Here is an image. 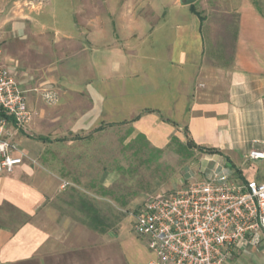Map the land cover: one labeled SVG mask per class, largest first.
Instances as JSON below:
<instances>
[{"label": "crops", "instance_id": "obj_1", "mask_svg": "<svg viewBox=\"0 0 264 264\" xmlns=\"http://www.w3.org/2000/svg\"><path fill=\"white\" fill-rule=\"evenodd\" d=\"M168 1L147 0L149 12L139 16L116 7L105 26L92 20L90 47L53 66L58 106L50 112L28 100L35 117L27 134L12 136L23 164L0 172V264H147L154 258L131 242L132 227L100 233L62 214L56 201L67 183L50 165L62 158L46 151L60 132L123 125L163 148L172 134L184 139L186 131L198 148L216 152L202 154L199 180L224 165L241 170L251 151H264V14L251 0L239 3L230 63L218 65L210 63L199 12Z\"/></svg>", "mask_w": 264, "mask_h": 264}, {"label": "rangeland", "instance_id": "obj_2", "mask_svg": "<svg viewBox=\"0 0 264 264\" xmlns=\"http://www.w3.org/2000/svg\"><path fill=\"white\" fill-rule=\"evenodd\" d=\"M118 1L0 0L1 60L26 91L28 100L34 99L35 108L51 112L58 106L61 89L51 82L59 80L53 66L65 65L77 54L79 56L81 50L90 47L92 20L99 18V23L105 26L109 11L122 5L136 16L149 12L147 0ZM157 1L169 4L168 0ZM241 1L199 0L194 5L204 18L212 64L228 66L230 63L237 26L236 11ZM251 1L264 14V0ZM171 10L174 7L167 11ZM111 21L114 22L112 18ZM44 27L52 31L61 27L67 33H42ZM71 30L74 32L69 33ZM48 93L56 95L57 99L47 102L44 95ZM31 112L34 119L33 109ZM181 133L184 139L174 133L163 148L153 146L146 135L136 134L123 125L103 126L99 132L84 134L58 133L49 151L46 150L55 160L62 158V162L50 165L67 183L56 205L62 214L91 229L93 212L89 207L97 210L107 230L118 232L123 225L133 230L137 209L144 200L177 193L187 185L188 177L199 180L200 170L206 166L201 161L202 154L209 153L187 148V132ZM235 172L243 180L250 178L264 183V160L257 162L247 158L245 168ZM131 242L148 250L145 241L135 234L131 235ZM231 264H264V247L238 252Z\"/></svg>", "mask_w": 264, "mask_h": 264}, {"label": "built area", "instance_id": "obj_3", "mask_svg": "<svg viewBox=\"0 0 264 264\" xmlns=\"http://www.w3.org/2000/svg\"><path fill=\"white\" fill-rule=\"evenodd\" d=\"M0 172L23 164L13 131L32 123L26 91L1 60ZM47 102L55 96L45 94ZM15 153H19L16 156ZM249 160H264L253 150ZM133 233L154 256L147 264H231L238 252L264 247V183L243 180L229 166L201 180L188 179L177 193L148 197L137 209Z\"/></svg>", "mask_w": 264, "mask_h": 264}, {"label": "trees", "instance_id": "obj_4", "mask_svg": "<svg viewBox=\"0 0 264 264\" xmlns=\"http://www.w3.org/2000/svg\"><path fill=\"white\" fill-rule=\"evenodd\" d=\"M191 9L195 12L196 10H195V8H194V5L193 6H191ZM198 15L201 17V19H202V21L204 20L203 19V17L201 16V14L200 13H198ZM99 131H101V128L100 129H98V130H96V132H99ZM187 148H190V149H195V148H197V149H199V150H201L203 153L205 152V153H216L214 150H212V149H207V150H203L202 148H198L191 140H189V142H188V144H187ZM240 177V176H239ZM241 178V177H240ZM241 179H244V178H241ZM89 210L91 211V212H93V223H92V230H95V231H98V232H100V233H106L107 231H109V230H107L106 228H107V225H105L103 222H101L100 221V218H99V216H98V212H97V210L96 209H94V208H92V207H89ZM91 227V226H90Z\"/></svg>", "mask_w": 264, "mask_h": 264}, {"label": "water", "instance_id": "obj_5", "mask_svg": "<svg viewBox=\"0 0 264 264\" xmlns=\"http://www.w3.org/2000/svg\"><path fill=\"white\" fill-rule=\"evenodd\" d=\"M199 0H180L179 3L182 7H189L195 5Z\"/></svg>", "mask_w": 264, "mask_h": 264}]
</instances>
